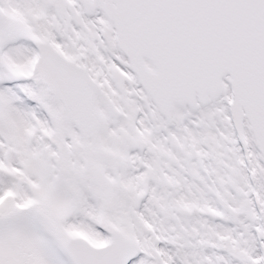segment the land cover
Masks as SVG:
<instances>
[{"label":"snow or ice","instance_id":"obj_1","mask_svg":"<svg viewBox=\"0 0 264 264\" xmlns=\"http://www.w3.org/2000/svg\"><path fill=\"white\" fill-rule=\"evenodd\" d=\"M0 264H264V0H0Z\"/></svg>","mask_w":264,"mask_h":264}]
</instances>
